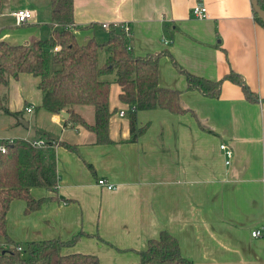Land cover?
<instances>
[{
    "label": "crops",
    "instance_id": "crops-1",
    "mask_svg": "<svg viewBox=\"0 0 264 264\" xmlns=\"http://www.w3.org/2000/svg\"><path fill=\"white\" fill-rule=\"evenodd\" d=\"M198 3L208 8L207 17L193 15ZM19 9L33 10L34 18L18 25L12 13ZM254 12L252 0H74L73 31L80 43L104 42L112 27L129 23L127 46L138 56L163 53L159 83L181 91L189 111H138V126L147 129L132 141L130 108L119 93V102L111 94L112 142L96 144L94 133L65 126L62 115L39 108V77L21 73L1 85L7 91L3 109L27 113L33 107L28 113H35V126L30 120L21 126L37 136L23 139L46 140L41 130L77 145V151L56 147L58 188L32 189L44 199L38 210L26 214L24 200L11 203L10 238L26 247L81 232L64 253L96 254L102 264H139L148 241L167 230L194 264H264V25ZM57 28L51 0H0V42L29 44ZM174 60L212 80L234 72L258 101L226 78L217 98L188 90ZM76 109L94 122L89 106ZM224 143L234 151L229 165ZM99 178L116 188L101 187ZM256 230L262 235L254 237Z\"/></svg>",
    "mask_w": 264,
    "mask_h": 264
},
{
    "label": "trees",
    "instance_id": "trees-1",
    "mask_svg": "<svg viewBox=\"0 0 264 264\" xmlns=\"http://www.w3.org/2000/svg\"><path fill=\"white\" fill-rule=\"evenodd\" d=\"M259 4L264 10V0H259ZM51 7L52 24L59 26L52 36L29 44L0 42V85L7 86L11 78H18L21 73L39 77L38 87L43 95L39 108L52 115L67 112L65 126H81L89 130L94 133L96 144L112 142V82L102 78L110 72L116 73L120 101L130 108L132 141L147 129V125L138 126V111L166 109L175 114L189 111L181 102V91L159 83V64L163 53L136 55L126 44L124 29L115 26L110 29L108 40L99 42L91 38L82 44L70 28L74 27V0H51ZM254 13L257 21L264 25V18L256 11ZM57 45L61 48L56 51ZM101 49L108 53L104 64L99 61ZM173 62L185 74L188 90H199L207 97L217 98L226 78L241 84L248 99L258 101L244 80L234 72L223 79L212 80L190 73L176 60ZM78 106H91L95 114L94 122H89L79 113ZM6 112L17 115L7 109ZM38 135L46 137L43 147H35L26 139L16 138L7 144L6 152H0V238H5V247L0 251V264H102L96 254L64 253V248L73 246L83 234L81 232L69 240L31 241L23 247L24 251L18 249L17 242L7 232V216L14 200H24L25 213L29 214L38 210L44 200L33 195V188L57 191L56 147L65 146L77 151L76 144L55 139L45 131L38 130ZM139 264L194 263L182 254L178 239L163 230L159 237L150 239L147 248L140 252Z\"/></svg>",
    "mask_w": 264,
    "mask_h": 264
},
{
    "label": "built area",
    "instance_id": "built-area-1",
    "mask_svg": "<svg viewBox=\"0 0 264 264\" xmlns=\"http://www.w3.org/2000/svg\"><path fill=\"white\" fill-rule=\"evenodd\" d=\"M192 13L195 17L198 18H205L208 16V8L206 7V5L204 4H196L193 9H192ZM12 15L14 16V18L16 19V22L18 25H23L25 23H27L29 20H31L32 18H34V11L31 9H19V10H15L13 11ZM102 27L105 29H109L110 25L109 23H102ZM124 31L126 32V34H129L131 32V27L129 23H126L124 25L121 26ZM70 28H74L73 26H70ZM165 43H168L167 40H165ZM61 48L60 45H57L55 47V50H59ZM33 110L32 106L27 107V111L31 112ZM121 115H125L126 112L125 111H121L120 112ZM16 138H12V137H0V152L4 153L7 150V144L8 143H12ZM28 140L33 146L35 147H43L46 144L45 139H26ZM221 149L225 152L226 157H227V164L229 165L231 163V160L234 156V151L232 149L231 146L227 145V144H222L221 145ZM98 184L103 187L106 188L108 190H113L116 188V186L107 181L105 178H99L98 179ZM262 235V231L261 230H256L253 231V236L254 237H259ZM18 249L21 251H24V248L22 245L18 244Z\"/></svg>",
    "mask_w": 264,
    "mask_h": 264
},
{
    "label": "rangeland",
    "instance_id": "rangeland-1",
    "mask_svg": "<svg viewBox=\"0 0 264 264\" xmlns=\"http://www.w3.org/2000/svg\"><path fill=\"white\" fill-rule=\"evenodd\" d=\"M102 42V41H100ZM108 58V53L105 49H101L100 50V55H99V59H100V64H104L106 62ZM102 78L110 80L112 82V92H111V96L113 99H115L116 101L119 102V99L117 100V94L120 92V86L115 82V78H116V73L115 71L110 72L107 75H104ZM116 83V84H115ZM7 96V91L6 89L0 85V136H4V137H14V138H24V137H29V138H34L35 136H37L35 133L28 132L27 133V129L22 127L21 125H23L20 121V119H24V120H30L31 122V129L35 126L34 121L32 122L31 116L30 115H35V113H31L29 114L28 112L26 113L25 111L23 113H17V115L15 114H11L6 112L5 109H3V105H5V97ZM91 111H92V117L91 120L94 119V111L92 109L91 106H89ZM27 111V108H26ZM37 111V110H35ZM49 121V120H48ZM43 123V118H41L40 124ZM36 128V127H35ZM21 243V242H18ZM21 245L24 247L25 244L21 243ZM6 246H8L6 244ZM5 247V238L2 236L0 238V251L1 248Z\"/></svg>",
    "mask_w": 264,
    "mask_h": 264
},
{
    "label": "water",
    "instance_id": "water-1",
    "mask_svg": "<svg viewBox=\"0 0 264 264\" xmlns=\"http://www.w3.org/2000/svg\"><path fill=\"white\" fill-rule=\"evenodd\" d=\"M252 5H253L255 11L257 12V14L260 17L264 18V10L262 9V7L259 4V0H252ZM62 116L64 117V119H67L68 118V113L67 112H63ZM20 121L25 126H28V123L24 119H20Z\"/></svg>",
    "mask_w": 264,
    "mask_h": 264
}]
</instances>
